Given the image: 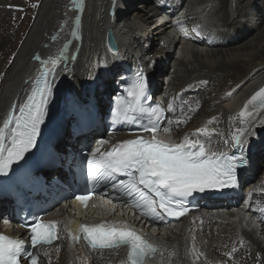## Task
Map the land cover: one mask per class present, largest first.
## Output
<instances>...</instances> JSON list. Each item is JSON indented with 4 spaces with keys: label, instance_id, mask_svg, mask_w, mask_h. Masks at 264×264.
<instances>
[{
    "label": "bare ground",
    "instance_id": "bare-ground-1",
    "mask_svg": "<svg viewBox=\"0 0 264 264\" xmlns=\"http://www.w3.org/2000/svg\"><path fill=\"white\" fill-rule=\"evenodd\" d=\"M124 66L144 70L153 96L166 109L173 104L167 116L177 142L187 134L225 153L237 147L232 136L244 129L240 144L248 162L238 169L237 187L206 193L198 209L171 226L102 211L95 222L132 229L155 246L144 264H264V105L249 103L264 86V0H0V127L9 113L18 114L45 67L54 69L48 77L54 89L38 139L43 143L61 134L73 108L89 97L103 111L123 84ZM241 111L251 114L241 117ZM200 128L212 135L195 134ZM67 129L54 142L58 151L81 141ZM49 170L52 177L59 173ZM69 208L51 209L59 238L40 250L41 264H125L127 246L90 250L70 240L82 213Z\"/></svg>",
    "mask_w": 264,
    "mask_h": 264
},
{
    "label": "snow or ice",
    "instance_id": "snow-or-ice-1",
    "mask_svg": "<svg viewBox=\"0 0 264 264\" xmlns=\"http://www.w3.org/2000/svg\"><path fill=\"white\" fill-rule=\"evenodd\" d=\"M35 59L39 60L40 57ZM47 63L42 61V64ZM53 72L54 69L45 67L37 77L26 102L18 106L19 115L9 113L4 119L0 127V174L8 175L14 165H19L26 159V154H31L36 148L41 125L48 115V105L53 95L54 84L48 79ZM136 77V82L127 94L132 99L112 111L117 119L135 126L138 132L150 134V138L137 135L112 144L110 149L103 152L100 147L93 149L86 161L87 182L93 187L101 183L110 186L112 192L118 194L114 199L127 197L130 205L153 220L162 219L164 214L183 216L188 211L186 199L196 192L235 186L237 169L248 162L244 147L240 144L245 130L237 129L232 136L240 155L211 152L203 143L189 140L187 134L180 143L158 139L156 133L162 127L163 131H170L174 123L166 115V112L174 111V106L171 102L167 109L159 104H145L144 101L151 99L148 80L143 71L137 72ZM257 100L264 104V88L256 92L249 103ZM246 114V111H241L240 116ZM162 122H166L167 126H163ZM113 127L115 129V124ZM195 134L212 135L207 128L197 129ZM107 143L99 142L101 146ZM118 175L127 179L118 180ZM92 195L89 191L77 195L76 200L87 205ZM56 223L41 222L38 216H33L28 241L0 234V264H38L39 254L30 251L25 244L35 248L52 243L57 238ZM80 230L83 238L94 249L127 245L128 264H144L145 257L156 252L155 246L128 228L85 224L81 225ZM72 239L78 237L73 236Z\"/></svg>",
    "mask_w": 264,
    "mask_h": 264
},
{
    "label": "water",
    "instance_id": "water-1",
    "mask_svg": "<svg viewBox=\"0 0 264 264\" xmlns=\"http://www.w3.org/2000/svg\"><path fill=\"white\" fill-rule=\"evenodd\" d=\"M107 41H108V46H109V48H110V50L111 51H114V49H115V44H114V42H113V40H112V38L109 36L108 37V35H107ZM262 88H264V86L262 87ZM259 91V90H258ZM257 91V92H258ZM251 99V98H250ZM252 106H257V105H264V104H261L260 102H259V100H257V101H254V102H252V103H250Z\"/></svg>",
    "mask_w": 264,
    "mask_h": 264
},
{
    "label": "rangeland",
    "instance_id": "rangeland-1",
    "mask_svg": "<svg viewBox=\"0 0 264 264\" xmlns=\"http://www.w3.org/2000/svg\"><path fill=\"white\" fill-rule=\"evenodd\" d=\"M24 12H26V13H30V12L28 11V9L25 10ZM29 21H30V20L27 19V20H26V24L29 23ZM256 31H258V30H253L252 33L249 34V35L247 36V38H248V37L250 38V36L254 35V34L256 33ZM240 41L242 42V40H238V41L236 42V44H239ZM247 110H248V109H247ZM250 112H251V111H250ZM250 112L247 111V115L251 114ZM67 128H68V126H67V124H66L65 128H63L64 130L61 131V134H62L63 132H65L66 130H68ZM61 134H60V135H61ZM261 171H262V170H261ZM260 174H262V172H260L259 175H260Z\"/></svg>",
    "mask_w": 264,
    "mask_h": 264
}]
</instances>
